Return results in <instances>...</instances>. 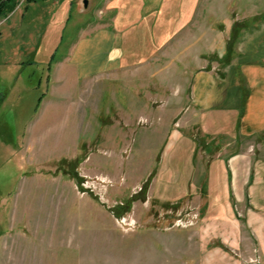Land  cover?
Instances as JSON below:
<instances>
[{
    "label": "rangeland",
    "instance_id": "374dc122",
    "mask_svg": "<svg viewBox=\"0 0 264 264\" xmlns=\"http://www.w3.org/2000/svg\"><path fill=\"white\" fill-rule=\"evenodd\" d=\"M17 6L0 18V264H199L197 148L262 161L264 133L205 127L197 61L230 82L264 66V0Z\"/></svg>",
    "mask_w": 264,
    "mask_h": 264
},
{
    "label": "crops",
    "instance_id": "0c3cea01",
    "mask_svg": "<svg viewBox=\"0 0 264 264\" xmlns=\"http://www.w3.org/2000/svg\"><path fill=\"white\" fill-rule=\"evenodd\" d=\"M213 48L217 50L216 41ZM203 55L199 53L198 59ZM200 67L197 61L193 100L197 113L207 115L205 127L219 126L229 133L235 126L241 134L264 133V66L245 67L243 81L231 82L220 78L213 68ZM230 100H234L233 106H227ZM205 140L212 145V138ZM200 142L197 139V147ZM252 156L249 147L232 153L224 148L209 155L197 148V195L207 197L204 203L197 199L199 264H250L249 258L256 257L251 243L257 244L258 261L264 262V160Z\"/></svg>",
    "mask_w": 264,
    "mask_h": 264
},
{
    "label": "trees",
    "instance_id": "16d2710c",
    "mask_svg": "<svg viewBox=\"0 0 264 264\" xmlns=\"http://www.w3.org/2000/svg\"><path fill=\"white\" fill-rule=\"evenodd\" d=\"M28 3L39 1V0H24ZM20 0H0V18L6 16L12 12L19 4Z\"/></svg>",
    "mask_w": 264,
    "mask_h": 264
},
{
    "label": "water",
    "instance_id": "95a60500",
    "mask_svg": "<svg viewBox=\"0 0 264 264\" xmlns=\"http://www.w3.org/2000/svg\"><path fill=\"white\" fill-rule=\"evenodd\" d=\"M84 3H85V5H87L88 4V0H85Z\"/></svg>",
    "mask_w": 264,
    "mask_h": 264
}]
</instances>
